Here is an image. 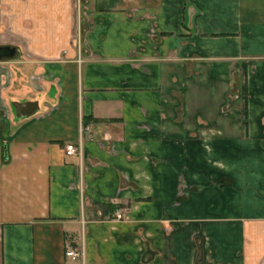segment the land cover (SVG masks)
<instances>
[{
    "label": "crops",
    "instance_id": "crops-1",
    "mask_svg": "<svg viewBox=\"0 0 264 264\" xmlns=\"http://www.w3.org/2000/svg\"><path fill=\"white\" fill-rule=\"evenodd\" d=\"M0 46V264H264V0H0Z\"/></svg>",
    "mask_w": 264,
    "mask_h": 264
},
{
    "label": "built area",
    "instance_id": "built-area-1",
    "mask_svg": "<svg viewBox=\"0 0 264 264\" xmlns=\"http://www.w3.org/2000/svg\"><path fill=\"white\" fill-rule=\"evenodd\" d=\"M77 152L75 146L73 144H68L66 146V153L68 155H74ZM66 255L71 258L72 260H75L76 258L83 256L84 253L82 250H79L75 247L69 246L66 250Z\"/></svg>",
    "mask_w": 264,
    "mask_h": 264
},
{
    "label": "water",
    "instance_id": "water-1",
    "mask_svg": "<svg viewBox=\"0 0 264 264\" xmlns=\"http://www.w3.org/2000/svg\"><path fill=\"white\" fill-rule=\"evenodd\" d=\"M16 49L10 46H0V60L2 58H10L15 55Z\"/></svg>",
    "mask_w": 264,
    "mask_h": 264
},
{
    "label": "trees",
    "instance_id": "trees-1",
    "mask_svg": "<svg viewBox=\"0 0 264 264\" xmlns=\"http://www.w3.org/2000/svg\"><path fill=\"white\" fill-rule=\"evenodd\" d=\"M109 208H110L111 210H115V207H114V206H109Z\"/></svg>",
    "mask_w": 264,
    "mask_h": 264
}]
</instances>
